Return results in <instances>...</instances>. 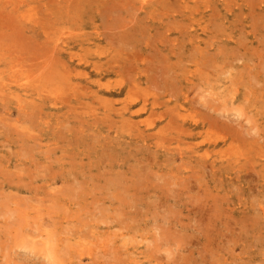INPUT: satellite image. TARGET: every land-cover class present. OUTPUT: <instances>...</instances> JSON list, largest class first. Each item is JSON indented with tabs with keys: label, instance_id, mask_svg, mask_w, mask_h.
Here are the masks:
<instances>
[{
	"label": "rangeland",
	"instance_id": "1",
	"mask_svg": "<svg viewBox=\"0 0 264 264\" xmlns=\"http://www.w3.org/2000/svg\"><path fill=\"white\" fill-rule=\"evenodd\" d=\"M0 264H264V0H0Z\"/></svg>",
	"mask_w": 264,
	"mask_h": 264
}]
</instances>
